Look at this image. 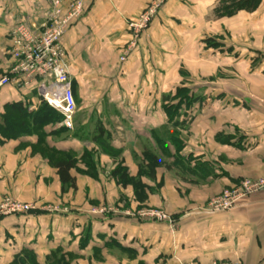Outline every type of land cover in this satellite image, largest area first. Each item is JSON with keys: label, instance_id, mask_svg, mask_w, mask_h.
I'll return each mask as SVG.
<instances>
[{"label": "crops", "instance_id": "crops-1", "mask_svg": "<svg viewBox=\"0 0 264 264\" xmlns=\"http://www.w3.org/2000/svg\"><path fill=\"white\" fill-rule=\"evenodd\" d=\"M150 1L86 0L85 16L67 31L80 112L72 130L58 136L60 124L45 126L41 144L35 130L9 136L10 106L35 113L43 101L35 84L0 90V202L34 206L0 218V264L26 251L36 264H52L54 255L63 259L58 264H264V190L231 211L206 209L242 181L264 179V0H240L238 8L226 0H168L122 63L128 21ZM49 9L48 0H0V75L16 78L11 30L43 23ZM180 87L196 100L170 122L166 97ZM99 139L120 156L105 153ZM43 148L76 156V189L63 191ZM119 165L136 186L107 176L104 167ZM140 195L175 225L89 208L129 209Z\"/></svg>", "mask_w": 264, "mask_h": 264}, {"label": "built area", "instance_id": "built-area-1", "mask_svg": "<svg viewBox=\"0 0 264 264\" xmlns=\"http://www.w3.org/2000/svg\"><path fill=\"white\" fill-rule=\"evenodd\" d=\"M48 2L50 9L43 23L20 22L11 30L10 55L15 64L13 72L16 78L0 75V90L13 83L18 87H30L35 84L42 101L62 116L60 126L72 130L77 113V102L63 39L71 25L85 16L86 0H48ZM166 2L167 0H154L136 18L128 21L130 39L120 58L122 63L136 51L141 37ZM262 190H264V179H246L214 198L208 212L231 211L242 199ZM32 209V205L12 197H5L0 205V218L26 215ZM151 217L167 221V217L159 213L152 212ZM213 264L242 263L234 261Z\"/></svg>", "mask_w": 264, "mask_h": 264}, {"label": "trees", "instance_id": "trees-1", "mask_svg": "<svg viewBox=\"0 0 264 264\" xmlns=\"http://www.w3.org/2000/svg\"><path fill=\"white\" fill-rule=\"evenodd\" d=\"M240 3V0H226L224 2L225 5H229L228 8L237 6L240 7ZM206 42L211 43V40H207ZM195 100L196 99L194 98L190 89L183 87H180L175 95H168L166 97L167 104L165 106V110L170 119V122H174L175 118L180 114L182 105L190 106L191 103H193V101ZM10 107L15 114H10L11 116L8 114V122H6L9 131H11L12 134L14 133L13 135H9L12 137L17 133L27 134L35 130L37 133H40L39 138L41 144L44 137V134L42 132L44 127L51 124L57 125L62 122V116L44 102L39 110L35 113H29L28 109L25 108L22 103H16L11 105ZM63 131L64 128L61 127L54 134L61 136ZM8 133L9 132H5V134ZM98 143L101 148H103L104 152L108 155H111L113 158H118L120 156V152L113 150L109 145H107V143H105L101 139L98 140ZM45 149V151L41 150L43 151L42 154L45 155V152H48L47 158L57 170V174L63 186V191H65L66 187L76 189V180L71 174L72 170L76 168V156L71 153H63L55 149ZM149 166L150 167H147V169L149 170L150 176L155 179L157 167H153L152 165ZM142 171L143 170L140 168L139 173L141 174ZM111 176L123 187H127L130 184H134L136 186L134 179L130 176L127 167H123L121 165L117 166L112 172ZM13 264H36L35 255L31 251H26L24 252V254L18 255Z\"/></svg>", "mask_w": 264, "mask_h": 264}, {"label": "rangeland", "instance_id": "rangeland-1", "mask_svg": "<svg viewBox=\"0 0 264 264\" xmlns=\"http://www.w3.org/2000/svg\"><path fill=\"white\" fill-rule=\"evenodd\" d=\"M153 1L154 0H151L150 3L153 2ZM163 8H164V6H163ZM163 8L161 10H159V13H158L157 17L153 20L152 24L159 18L160 14L163 11ZM152 24L150 25V27L152 26ZM150 27L146 30V32L150 29ZM76 102H77V100H76ZM78 107H79V103L77 102V113H76L77 120L80 119V112H79V108ZM140 147H144V145L140 144ZM43 150H44V148H43ZM47 156H48V152H45V157H47ZM115 168H113V167H104V170L107 172V176L109 178L112 177L111 174H112V172L114 171ZM140 168L143 170L142 167H140ZM134 182L136 184L137 180H134ZM161 186H162V184L160 183L158 187H161ZM134 194L137 196L136 192ZM211 201H209V203L206 205L207 211L209 209V205H210ZM2 202H3V200L0 202V205H1ZM139 202L141 204H138V202H137L135 204L136 206L129 207V209L125 208L123 206V203L121 205L123 207H120L119 204H113V205H99V206L90 205L89 208L92 211V213H94L95 211H98V212L99 211H103L101 214L107 215V214H110V213H114L115 214V213H118V212L119 213L120 212H126L127 215L129 214L130 218H134V219H138V220H142V221H147L148 220V221L158 222V223L172 222L173 226L175 225V220L173 219V217L167 211H165L164 209H160V208L149 207L148 206V198H143V196L140 195ZM24 203H26V202H24ZM27 204L28 205H32L31 203H27ZM33 208H34V206H33ZM31 211L32 210H30V212ZM152 212L159 213V214H162L163 216H166L167 217V221H165V220H157L156 218L151 217ZM59 260H60V262H59ZM51 261L53 262L52 264H58V262L61 263L63 261V259L59 255H54V256H52Z\"/></svg>", "mask_w": 264, "mask_h": 264}]
</instances>
